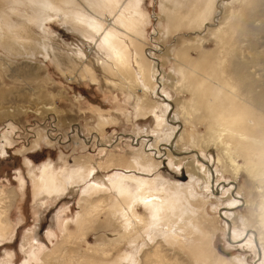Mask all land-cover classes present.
Returning <instances> with one entry per match:
<instances>
[{
	"label": "bare ground",
	"instance_id": "obj_1",
	"mask_svg": "<svg viewBox=\"0 0 264 264\" xmlns=\"http://www.w3.org/2000/svg\"><path fill=\"white\" fill-rule=\"evenodd\" d=\"M162 1L164 5H161V9L167 20L165 31L178 33L181 30H191L196 33L207 29L210 24L211 29H207V33L216 44L213 52L205 53L202 46L206 38L197 36L193 40L195 44H184L177 51L176 72L181 82L176 87L189 94L190 99L179 107L173 103L175 108L172 118L169 119L176 123L175 126L167 123V114L171 107L162 104L157 96L155 98L159 102L150 97L151 94L156 95L154 93L158 83L164 81V76L161 75L159 80L154 76L157 74V66L151 67L150 59L144 51L143 41L146 39L143 38V32L148 14L146 16L142 10L141 0L2 2L4 10L0 14V47L3 53L6 52L9 56L37 53L38 49L34 45L41 42L40 45H49L43 46L44 51L52 55L59 74L65 76L69 83L79 84L89 79L92 83L100 82L102 88L109 91L128 87L134 90L139 79L135 75L137 69L149 89L148 95H145V100L132 97L130 102L136 117H143L144 120L154 118L155 133L157 132L156 135L146 132L147 136L155 139H152L151 144L147 142L145 147L134 150L136 152L133 153L131 162L106 166L107 171L112 172L108 177L96 176L101 169V158H91L86 162L75 158L74 163L69 164L61 153L56 162L49 159L41 166L25 159L34 189L32 207L36 222H39V214L43 208L56 206L77 196L80 211L75 218H67L64 214L57 217L63 240L52 251L45 252L42 248L35 247L31 234L28 235L21 250L26 256L24 264H32L34 261H39V264H63L64 258L60 256L64 255L62 246L71 241L74 246L71 253L74 256L70 255L65 259V263L69 264H175L180 256L193 264H234L217 254L216 249L210 248L211 237L205 228L207 226L203 225L207 221L202 222L207 220L204 210L207 201L198 194V190L202 189V182L209 184L213 191L221 183L216 178L218 170H212V162L223 169L228 168L233 179L229 187L222 182L225 188H221V196L230 194L232 187L236 190L237 197L240 196L241 191L236 186L242 175H246L254 185L257 198L253 195L244 201L245 206L251 209L249 215L253 221L252 227L243 225V228L237 229L234 222L229 221L232 216L231 209L225 210V215L220 218L225 219L228 227L232 225L229 244L244 252L255 250L259 254V264H264V79L259 73L260 51L258 52L256 37L260 28L255 25L258 13L264 7V0H232L225 5H218L220 0ZM251 3L254 8L246 11ZM234 5H238L239 9L232 8ZM12 16L26 24L35 25L44 34L43 37H37L35 33L25 30V24L15 23ZM55 23L85 46L74 39V42L66 44L58 33L48 27ZM233 42L235 45H231ZM192 50L200 51L201 57L194 59L190 53ZM14 65L6 55H0V68L8 72ZM39 68L40 66L33 70ZM162 93L166 97L164 89ZM36 108L32 111L36 115L54 110L52 103ZM73 108L75 112L76 107ZM177 109L181 110L179 117L176 115ZM198 112L201 114L197 121L193 118ZM94 113L98 116L100 126L119 123L120 116L117 112L115 117L105 116L96 110ZM178 118H182L187 124L196 121V127L206 123L208 134L199 136L200 145L193 140L187 149L184 147L180 151L177 146L175 150L168 149L173 137L178 138L180 144L184 136L183 130L177 136V130L182 128L176 127L181 123ZM47 139L49 142L41 135H36L33 143L23 151L32 154L42 151L43 146L51 147L53 140L49 137ZM6 144L8 146H2L1 149L3 157L7 156V150L13 143L6 140ZM107 147L105 144L101 145V157ZM199 147L210 159L202 162L210 170V179L204 173L202 164L193 161L185 166V173L177 178L179 182H171L160 173V168L166 161L163 160L164 157L168 159L171 167L178 169V162L183 156H189L190 159L191 156L201 158L198 152L191 150ZM87 148H82V151ZM110 150L113 152V149H108L109 157L112 156ZM170 151L178 158L170 156ZM240 160L243 162H239ZM184 179H188V182L183 183ZM17 180L18 189L12 191V194L24 197L26 184L21 173ZM232 198L233 193L230 199ZM105 203H109L110 207L108 216H105L108 218L107 222H116L114 233L125 236L122 238L125 250L118 251L119 255L115 259H111L103 237L91 244V237L88 236L90 231H95L92 227L88 228L91 225L88 223L97 216L100 217L103 209L101 207ZM69 208L66 206L63 212L66 213ZM141 209L143 213H140ZM71 223L76 224L78 236L69 232ZM8 224L7 215L0 211V244L13 240L20 226L15 225L10 231ZM48 234L51 242L57 238L55 231ZM112 243L116 246L122 245L119 241ZM40 255L43 256L40 258ZM11 259L12 256H9L0 264H11ZM237 262L246 264L241 257Z\"/></svg>",
	"mask_w": 264,
	"mask_h": 264
},
{
	"label": "rangeland",
	"instance_id": "obj_2",
	"mask_svg": "<svg viewBox=\"0 0 264 264\" xmlns=\"http://www.w3.org/2000/svg\"><path fill=\"white\" fill-rule=\"evenodd\" d=\"M5 1L6 0H0V14L1 11L4 10L3 4ZM8 1L9 0H7L5 4H7ZM229 1L231 2L232 0H220L218 5H225L229 3ZM161 5H164V1L162 0H141V8L146 16L147 14L149 16H147L148 20L143 32V38L145 37L144 39H146L143 43L145 47L144 51L150 59L151 67L157 66V72L155 71L157 74L154 76L158 80L164 76V81L158 83L156 92L154 93L156 95L153 96V94H151L150 97L157 102L160 100L162 104L171 107L167 114V123L171 126H175L176 123L171 122V119H169L173 116L175 106H182L183 103H187L190 99L189 94L176 87V84L181 82V78L176 72V53L184 44H195L193 40L197 36L206 38L202 46V50L205 53L209 54L213 52L216 44L207 33V31L211 29L210 24L207 25L208 30L204 28L202 31L196 33L191 32V30H181L178 33L165 31V29L167 30L165 27L167 20L164 18L166 14L163 12V9H161ZM232 8L238 10L239 6L234 5ZM253 8L254 4L251 3L249 9H246V11H250ZM261 9L258 13L259 17L255 25L260 28V32H257L256 37L259 45L258 52L260 51L259 73L264 79V7L262 10ZM12 18L14 21L16 20L15 23L17 24L24 23V27L26 26L25 28H27H24L25 30L35 33L34 35L37 37H43L44 34L35 27V25L30 23L26 24V22L20 20L16 16H12ZM236 21L238 22V20ZM58 25V23L49 24L48 27L53 32L58 33L63 41H66V44L72 43L74 39L75 42L77 41L80 45L85 46L83 42L79 39L77 40L75 36ZM38 44L39 45H34L38 49L37 53H22L20 56H9L6 52L3 53L0 47V55L3 56L4 54V57L6 55L9 60L15 63L8 72L0 68V211L7 215L9 220L8 229L10 231L15 225H20L13 240L0 244V263L5 261L9 256H12L11 264H24L26 256L23 251H21L22 244L25 238L30 234L35 247L42 248L45 252L54 250L63 240V236L58 228L57 217L64 214L67 218H75L76 214L80 211L78 206L79 197L77 196L73 200L66 199L56 206L43 208L39 214L40 220L36 222L32 207L34 189L29 178V168L26 167L25 159L30 160L34 165L41 166V164L49 159L56 162L61 153L69 164H73L75 158L81 159L84 162L91 160V158H101V169L98 170L99 172L96 173V176L108 177L112 172L107 171L108 169H106V166H119L126 163L125 161L131 162L134 157L133 153L136 152L134 150L145 147L148 143L151 144L155 139V137L147 136L146 132L157 134V132L155 133L154 118L144 120L142 119L143 117H136V112L130 102L132 97L144 99L145 95H148L149 89L145 85L137 69H135V75L136 78L139 79L138 83L136 81L137 86L134 90L129 87L128 89L113 88L110 92L109 90H104L100 82L92 83L89 79L79 84H71L67 81L65 76L64 78L59 74V70L57 69L58 66L55 65L52 55L44 51V47L49 45H40L42 44L41 42ZM231 45H235V43L233 42ZM242 46L245 47L246 45ZM190 53L194 59L201 57L200 51L192 50ZM38 66H40L39 70L34 71L33 68ZM15 75L17 77H15ZM163 89L167 94L166 97L162 93ZM6 90L7 92H5ZM156 96L159 100L155 98ZM147 102L151 103L148 100ZM49 103L53 104L54 110L48 111L42 115H36L32 112L35 111L33 109H37L36 107H39V105L42 106ZM173 103L175 106H173ZM72 106L76 107L75 112ZM95 110L101 111L105 116L110 115L112 117H115L117 112V115L120 116V119H118L119 123L117 122L118 125H115V123L103 126L98 125V116L94 113ZM179 114H181V110L177 109L176 115L178 117ZM200 114V112L196 113L193 119L198 121L199 119H197V117H199ZM178 120L181 123L179 124L180 126L178 125L176 127L181 128L182 126V128L177 130V136L179 133L181 135L183 130V139L179 144L178 138L173 137L168 149L173 148L175 150V146H177L180 151L184 147L187 149L193 140L197 141V143L199 142L198 145H200L201 139H199V136L208 134L206 123L196 127L198 126V122L196 121L193 124H187L182 118H178ZM36 135H41L47 142H49L47 139L49 137L50 140H53V144L51 147L43 146L42 151L32 154L27 151L24 152L23 149L25 147L28 148L33 143ZM6 140L11 141L13 144L8 148L7 156L3 157L1 155V149L2 146H8ZM102 144L108 147L105 154L101 157L99 151ZM82 148H87V150L82 151ZM200 148L201 147L191 149L200 154L201 158L199 159L191 155L192 159H190L189 156H183V158L179 157L178 169L171 167L167 161L168 159L164 157L163 160L166 161L163 162L160 173L171 182H179L177 178L185 173V166L193 161L196 164H202L204 173H206L208 175L207 178L210 179V170L205 166L206 164L202 163L210 159L206 155V152L199 150ZM108 149H113V152L111 150L109 151L112 152V156L110 155V157ZM170 156L178 158L173 152H171ZM239 162L242 163L243 160ZM211 167L212 170L217 169L219 172H216V178L221 182L219 187L213 191L209 188V184L206 185L205 182H202V189L198 190V194L203 196L207 201L205 205L200 203L204 205L205 215L207 216V220L204 219L202 222L207 221L203 222V225L207 226L205 228L208 235L211 237L210 248L216 249L217 254L234 262V264H238L237 259L240 257L245 260L246 264H259V254H256L255 250H253L254 252H244L241 251V249H235V247L229 244V232L232 225L228 227V224L224 221L225 219L220 218V216L225 215V210L231 209L232 216H230L229 221L234 222L237 229L243 228V225L252 227L253 221H251L249 215L251 209L245 206L244 201L249 200L253 195L254 198H257L256 194H254V185L251 184L246 175H242L237 181L236 186L238 191H241V195L237 197L236 190L232 187L230 188V194L224 195L225 197L221 196V188H225L222 182L229 187V184L233 181L230 170L228 168L223 169L214 162L211 163ZM20 173L26 184V195L24 197L20 194H12V191L15 192V189H18L19 184L17 176ZM184 182L187 183L188 179H184L183 183ZM232 193L234 198L230 199ZM236 202H238L237 205H235ZM105 204H103L104 206L101 205L103 209L101 214H99L100 217L97 216L90 221L91 223H88V225L91 224L89 227L87 226L88 228L92 227V230L93 228L95 229V231H90L88 236L91 237L89 239L91 244H95L99 237H103L104 242L107 244L106 248L110 251L111 259H115L119 255L118 251L125 250L122 240L125 236L122 235L121 237L118 233H114L116 222H107L108 218L106 217L109 214L110 207L109 203L108 205L107 203ZM233 204L235 206H233ZM66 206L70 207L66 212L67 214L63 212ZM140 213H143L142 209ZM224 230L226 233H224ZM50 231H55L57 234V238H54L52 242L49 241L48 238V233H50ZM69 232H71L73 236L78 234L76 224L71 223L69 225ZM111 240L119 241L122 245L116 246ZM80 247L84 249L82 245ZM61 250L65 255L60 254V256L64 258V263L65 259H68L70 255L74 256L73 253H71V251L74 250L72 241L71 243L64 244ZM80 252L84 254V252ZM43 255H40V258ZM213 256H215V253ZM184 258L185 257L180 256L177 259L178 262L176 261L175 264H193L192 261ZM32 264H39V261H34Z\"/></svg>",
	"mask_w": 264,
	"mask_h": 264
}]
</instances>
